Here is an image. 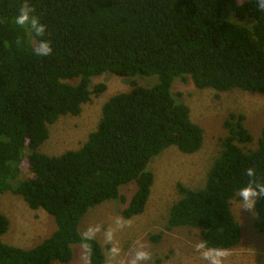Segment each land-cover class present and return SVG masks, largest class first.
<instances>
[{"label":"trees","instance_id":"1","mask_svg":"<svg viewBox=\"0 0 264 264\" xmlns=\"http://www.w3.org/2000/svg\"><path fill=\"white\" fill-rule=\"evenodd\" d=\"M26 3L44 25L43 34L12 22ZM41 40L49 42L51 55L34 54ZM105 73L157 76L158 82L133 81L130 91L110 98L80 149L41 153L50 126L80 115L92 95L106 91L105 84L92 88L93 78ZM177 79L200 90L264 94L259 0H0V193L22 196L57 225L41 244L23 249L1 240L10 220L0 213V264L68 263L78 244L87 248L91 264L105 262L101 244L80 233L89 210L118 200L121 188L134 184L122 216L142 214L155 182L152 160L170 147L188 155L203 147L204 129L172 92ZM224 127L205 188L178 185L180 199L168 227L199 229L204 248L214 252L240 243L232 201L241 187L264 181V128L256 141L245 116L236 114ZM256 211V227L264 232V196L257 198Z\"/></svg>","mask_w":264,"mask_h":264},{"label":"rangeland","instance_id":"2","mask_svg":"<svg viewBox=\"0 0 264 264\" xmlns=\"http://www.w3.org/2000/svg\"><path fill=\"white\" fill-rule=\"evenodd\" d=\"M133 81L141 86H152L158 82V77L121 78L105 73L93 78L92 88L105 84L106 91L92 95L80 115L63 116L50 126L49 139L39 151L59 156L80 149L97 129L106 102L130 91ZM172 92L177 100L189 106L193 121L204 129L203 147L191 155L170 147L154 158L148 167L155 182L145 211L131 219L122 216L136 190L134 184L124 186L118 200L89 210L80 223L81 235L101 244L106 256L103 264H154L157 261L160 264H264V232L256 227V202L249 209L240 206L238 198L232 201L242 236L240 243L228 251L206 250L199 229L183 226L168 229L171 208L180 199L178 185L192 190L205 188L209 171L221 152L220 139L226 136L224 122L231 114L245 116V125L256 141L260 138L264 128V94L200 90L191 80L180 79L175 81ZM25 174L28 176L30 172L26 170ZM0 213L10 220L9 231L1 240L23 249L41 244L57 229L53 216L42 209L32 210L22 196L12 192L0 193ZM158 235L161 240L153 242L151 237ZM139 252H146V258L138 261ZM73 253L70 262L54 264H91L83 244L74 245Z\"/></svg>","mask_w":264,"mask_h":264},{"label":"clouds","instance_id":"3","mask_svg":"<svg viewBox=\"0 0 264 264\" xmlns=\"http://www.w3.org/2000/svg\"><path fill=\"white\" fill-rule=\"evenodd\" d=\"M260 5L264 8V0H259ZM12 22L17 26H27L30 32H35L37 35L43 34L45 28L40 22L39 18L33 15L31 7L26 3L21 8L20 12L12 18ZM52 53V47L46 40L39 42V47L34 49V54L37 57L49 56ZM247 174L249 176H255V170L248 169ZM260 196H264V181L253 180L246 186L241 187L237 194V198L240 206L251 209L256 202V199ZM146 252H139L137 254V260L146 258ZM215 264V262H214Z\"/></svg>","mask_w":264,"mask_h":264}]
</instances>
